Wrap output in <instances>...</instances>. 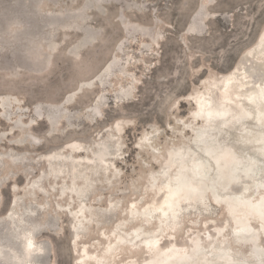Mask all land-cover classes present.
Masks as SVG:
<instances>
[{
  "label": "rangeland",
  "instance_id": "rangeland-1",
  "mask_svg": "<svg viewBox=\"0 0 264 264\" xmlns=\"http://www.w3.org/2000/svg\"><path fill=\"white\" fill-rule=\"evenodd\" d=\"M263 27L264 0H0V264H72L67 212L79 203L76 248L87 242L103 257L116 221L126 231L139 223L126 208L151 198L149 170L200 123L182 97L229 71ZM117 119L131 120L124 135ZM74 140H87L80 154L60 150ZM73 175L82 202L66 203L58 190ZM177 214L159 246L184 245L191 231L206 238L226 216L208 195ZM29 239L43 257L25 254ZM141 247L116 261L139 264Z\"/></svg>",
  "mask_w": 264,
  "mask_h": 264
},
{
  "label": "bare ground",
  "instance_id": "bare-ground-1",
  "mask_svg": "<svg viewBox=\"0 0 264 264\" xmlns=\"http://www.w3.org/2000/svg\"><path fill=\"white\" fill-rule=\"evenodd\" d=\"M201 85V88H194L182 97L193 105L189 116L200 123L190 130L191 137L186 142L162 156L157 171L149 170L144 183L146 191L151 192V198L139 205L137 200L128 203L126 215L137 217L139 223L126 231L122 228L125 221L119 219L108 236L100 228L97 238L100 240L107 236L101 243L103 257L93 256L95 250L89 254L90 250L85 248L87 242L76 248V225L85 219L80 203L67 212L68 228L72 234L70 250L78 253L72 257V264H86L93 257V262L88 264H133V257L124 261L120 257L121 260L116 261V258L122 255L125 247L132 250L138 246L147 253L139 264H208L210 261L216 264H261L264 261V217L260 215V209L264 208V137L261 136L264 123V27L229 71L214 72L203 79ZM131 125V120L117 119L113 122L120 135H124ZM149 128L153 131L145 138L155 135L154 125L150 124ZM87 140H74L62 145L60 150L63 148L80 154L85 150L82 142ZM198 141L205 149L199 155L205 159L222 147L219 158L225 171H217L216 160L213 159L212 171L191 179L192 173L187 170L192 168L193 160L189 157L196 154ZM99 151L94 154L95 158L103 159L105 148H99ZM43 161L48 162V157L45 156ZM185 173L186 180L183 179ZM158 175L160 178L157 180ZM178 177L181 178L180 183H177ZM240 181L242 186L233 190L232 184ZM81 185V178L73 175L70 182L64 186L61 184L58 192L67 197L66 203L74 198L82 202L78 192ZM206 194L215 205L223 208L226 216L222 224L212 225L213 232L205 234L206 238L191 231L185 236L184 245L170 240L165 246H159L163 237L173 236L172 232L181 222L177 214L180 202L202 204ZM152 218L156 219L155 225L145 228ZM91 245L94 247L93 243ZM23 249L25 254L44 256L42 249L37 248L31 239L23 243Z\"/></svg>",
  "mask_w": 264,
  "mask_h": 264
},
{
  "label": "snow or ice",
  "instance_id": "snow-or-ice-1",
  "mask_svg": "<svg viewBox=\"0 0 264 264\" xmlns=\"http://www.w3.org/2000/svg\"><path fill=\"white\" fill-rule=\"evenodd\" d=\"M261 136L264 137V123H262L261 125ZM221 140L223 139L222 137L220 138ZM237 143L239 142V140L236 141ZM227 143V142H226ZM262 148H264V144H262ZM205 151L204 147H202L201 143L198 141L196 143V148H195V155H191L189 158L193 160V166L192 168L188 169L187 171H190L192 173V180H195V177L201 174H207L208 172L212 171V160L215 159L216 160V170L219 172H223L225 171L223 164L220 160V152L222 151V147L220 149V151H212L211 155L209 156V158L205 159L204 156L199 155L200 152ZM239 167V166H237ZM183 179H187V175L186 173L184 174ZM181 182V178L178 177L177 178V183ZM260 215L262 217H264V208L260 209ZM208 264H216L215 261H210L208 262ZM261 264H264V261L261 262Z\"/></svg>",
  "mask_w": 264,
  "mask_h": 264
}]
</instances>
